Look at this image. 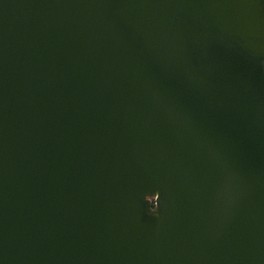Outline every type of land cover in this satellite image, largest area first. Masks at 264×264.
<instances>
[{
	"label": "water",
	"instance_id": "water-1",
	"mask_svg": "<svg viewBox=\"0 0 264 264\" xmlns=\"http://www.w3.org/2000/svg\"><path fill=\"white\" fill-rule=\"evenodd\" d=\"M0 264H264V0H0Z\"/></svg>",
	"mask_w": 264,
	"mask_h": 264
},
{
	"label": "clouds",
	"instance_id": "clouds-1",
	"mask_svg": "<svg viewBox=\"0 0 264 264\" xmlns=\"http://www.w3.org/2000/svg\"><path fill=\"white\" fill-rule=\"evenodd\" d=\"M157 209H158V206H150L149 212L150 213H156L157 212Z\"/></svg>",
	"mask_w": 264,
	"mask_h": 264
}]
</instances>
